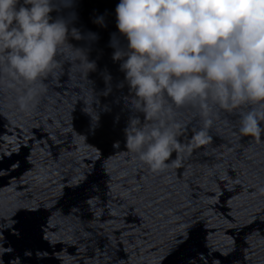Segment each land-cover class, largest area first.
Returning a JSON list of instances; mask_svg holds the SVG:
<instances>
[{
  "label": "water",
  "instance_id": "obj_1",
  "mask_svg": "<svg viewBox=\"0 0 264 264\" xmlns=\"http://www.w3.org/2000/svg\"><path fill=\"white\" fill-rule=\"evenodd\" d=\"M119 2L50 12L70 31L29 112L0 89V264H264V132L243 136L219 110L209 143L161 171L127 149L130 119L146 121L113 59L128 44ZM176 119L187 144L201 117Z\"/></svg>",
  "mask_w": 264,
  "mask_h": 264
},
{
  "label": "clouds",
  "instance_id": "obj_2",
  "mask_svg": "<svg viewBox=\"0 0 264 264\" xmlns=\"http://www.w3.org/2000/svg\"><path fill=\"white\" fill-rule=\"evenodd\" d=\"M62 6L71 0H0V89L16 93L21 112L35 107L44 78L59 67L69 22L49 14ZM115 11L128 44L113 59L122 61L133 106L146 121L138 127L131 118L124 129L126 147L140 161L161 171L173 151L190 154L209 143L219 110L238 113L240 134L260 139L264 0H120ZM185 107L202 120L187 144L178 140L184 125L176 119Z\"/></svg>",
  "mask_w": 264,
  "mask_h": 264
}]
</instances>
